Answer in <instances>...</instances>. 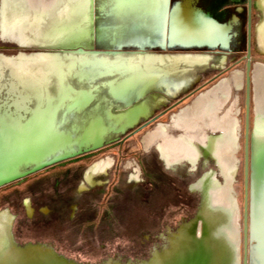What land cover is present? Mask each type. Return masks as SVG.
<instances>
[{"label": "bare ground", "instance_id": "6f19581e", "mask_svg": "<svg viewBox=\"0 0 264 264\" xmlns=\"http://www.w3.org/2000/svg\"><path fill=\"white\" fill-rule=\"evenodd\" d=\"M171 2L101 0L97 4L94 0H3L7 31L28 47L59 52L44 57L49 60L46 65L40 61L27 62L20 72L0 63V187L28 176L22 175L24 170L36 168L40 172L77 158L85 150L94 148L89 152L92 153L103 149L146 121L166 100L187 92L208 73L227 69L230 63L227 58L209 53L158 56L145 52L124 54L114 50L74 49L80 45H100L112 50L126 43L139 48L158 38L169 42L174 50H228L232 26L221 25L199 10H173ZM232 2L242 3L241 0ZM111 4H117L119 11L112 12ZM92 11L97 12L94 18ZM255 11L261 16L255 27V48L264 60V0H256ZM63 47L70 48L62 50ZM254 78L255 105L261 121L259 126L263 127V66L257 67ZM244 90L245 75L235 71L213 91L198 98L192 110L186 108L173 115L171 124L154 126L143 142L145 153L148 156L154 153L152 168L159 167V162L169 173L179 171L180 163L195 167L202 160L196 149L199 148L222 174L232 169L235 164L229 155L234 148V115ZM226 105L231 107L229 114L219 120L218 111ZM112 167L111 158L97 163L85 173L84 183L108 178ZM126 170L127 182H141L136 166L128 164ZM201 185L204 197L196 217L183 221L175 231L167 229L159 237L162 247L154 249L147 261L126 264H237V253L227 231L230 215L213 209L215 196L211 192L215 189H208V175ZM116 203L118 212L125 216L136 211L128 203ZM23 208L33 219L28 200ZM14 220L10 212H0V264H28L27 258L12 244ZM203 227L206 236L202 237ZM53 236L48 234L45 240L51 241ZM52 257L55 262L50 258L47 264H77L60 260L55 253Z\"/></svg>", "mask_w": 264, "mask_h": 264}, {"label": "rangeland", "instance_id": "374dc122", "mask_svg": "<svg viewBox=\"0 0 264 264\" xmlns=\"http://www.w3.org/2000/svg\"><path fill=\"white\" fill-rule=\"evenodd\" d=\"M97 4H100L101 0H94ZM109 1V0H108ZM112 1V0H110ZM242 3L239 5L232 4L231 0H172L171 7L177 8L178 10L181 9L182 12H192V11H202L206 15H210L216 22L221 25H228L232 26V34L230 36V46L227 51H184V50H174L171 47V44L168 42H162L158 38H154L149 43H144L143 45L135 48H132L129 43L122 45L121 48L118 49H108V48H101L100 45L87 47L85 45L76 46L74 49H82L85 51L90 52H108V51H121L124 54L130 53H139L145 52L147 54H154L158 56H191L195 54H206L209 53L212 56H222L229 60V65L225 71H228L232 68V71L225 75L222 79H227L230 75L235 71H241L245 75V65H246V37H247V15L246 9L244 5L246 4V0H241ZM256 2V0H254ZM95 4V6L97 5ZM111 7L114 9H110L112 12L119 11L117 8V4H111ZM97 8V7H96ZM98 9V8H97ZM199 13V12H196ZM96 11H92V16L96 15ZM253 28L261 21V16L259 13L255 12L253 15ZM155 41V42H154ZM161 42V43H160ZM130 46V47H129ZM154 47V48H152ZM70 47H63L62 50H67ZM72 48V47H71ZM56 50V49H55ZM52 51L49 49L40 50L37 47H28L20 42V40L12 33L7 31L4 27L3 22V0H0V63L5 64L6 66L12 67L15 71L20 72V68L22 65H25L27 62H38L45 64L47 57L51 53H58L59 51ZM252 61V70L250 80L253 85L254 83V73L257 67H264V60L257 55L256 49L254 54L251 58ZM40 63V64H41ZM46 65V64H45ZM27 66V65H25ZM213 71L208 73L205 77H200L199 83L196 85H192L187 92L181 94L180 96L176 97L173 100H166L164 102V106L162 108L154 110V112L148 116L146 121H142L138 123L135 128H133L128 133L119 136L117 139L109 142L103 149L99 151H106L112 146H115L117 143H121L126 137L130 134H133L145 123L149 122L151 119L156 118L160 113L164 112L168 108H170L174 103L178 100L182 99L186 95L190 94L196 88L201 87L202 85L207 84L209 81H212L213 78L217 75H221L223 72ZM218 81L204 89L201 93H199L194 99L190 102L186 103L182 107H180L177 111H175L172 115L167 116L165 119L158 122V124H171L172 117L175 114L183 111L186 108L193 109V106L198 98H202L203 96L207 95L211 91H213L220 83ZM244 96V94H243ZM227 108L223 109L221 112L218 111V119L221 120L225 116L229 114V105H226ZM231 108V107H230ZM225 110V111H224ZM232 117V116H231ZM230 117V118H231ZM213 119V118H212ZM234 119L235 115H234ZM236 121V120H235ZM153 125L146 131L137 135L136 139L133 140L129 148L130 149L127 153H124L126 158L124 159V163L122 164V168L124 165L128 163L133 164L136 166L138 164V159L141 161L144 168L149 169V160L153 161L154 153L148 156L146 155L143 147V142L145 137L151 130L154 128ZM207 134H210V131L207 130ZM214 136H217L215 134ZM238 134L235 132L232 134V140L234 141V148L232 153L229 155L232 159V162L235 164L232 169L225 171L223 174L220 172L219 168L216 166L213 160L209 158H205L204 154L200 151L199 148L197 152L199 153V157L202 158L201 162L195 166L191 167L188 166L187 163H180L177 167H180V170L176 173H167L173 180H176L180 187L182 186L183 189V196L187 200L184 203L180 204L179 208H173L172 212H168L167 214L159 215L156 217L148 218L145 222L144 216H139L136 212L133 213L134 215L130 218V226L132 229V236L129 245H124V247H120L117 251L120 252H112L109 251L108 248H88L86 249L85 254L83 256H72L71 254L67 253V251L63 252L62 249L59 248L57 244V236L55 237V229L59 221L62 217V221H66V214H68L69 207L74 205H79V207H84L90 201V195H97L96 192L101 193L103 192V196L98 200L99 203H102L103 199L105 198V192L107 191V185L110 181L109 178H101L93 180L91 184H85L83 181V177L85 175V171L80 170L81 168H72L66 171H61L58 168L59 165L67 162L57 163L56 165L49 166L40 172H36V168H30L28 170L22 171V175H27L23 179H19L14 181L11 184L6 186L0 187V191L4 190L8 187H11L17 183L21 184L24 181H30V186L32 188L27 189L28 191V198H30L31 208L34 212V219L29 220L24 216L25 211L23 210L24 203L22 202L21 198L13 197L12 199H4L0 201V212L7 211L10 207L15 209V213H17V218L19 219L15 224V235L12 237V244L15 250L22 255V257L27 258L26 263L28 264H47L51 262V259L54 261L52 257L54 254L49 250L55 251L56 254L66 261L70 263L71 261H76L78 264H112V262H120L121 264L126 263H139L142 261H147L150 258V254L156 248L162 247L163 242L159 241V237L161 235H165L167 229L171 231H175L177 227L183 221H192L196 214L199 211L201 206L203 195L200 192L201 190V181L203 180L204 176H209V186L208 189L211 191L215 189L214 193L211 192L212 195L215 196L213 199L212 207L213 209H220L227 211L230 215V227L227 230L228 236L231 241L232 247L236 250L238 248V210L235 205V183L238 182V177H236V164H237V142H238ZM134 149V150H133ZM90 151L85 150L83 156L86 154L89 155ZM98 152V151H97ZM94 153V152H92ZM135 153L137 158H134ZM111 155L108 152H104L101 157L97 158L96 163L92 162V166L94 167L97 163H100L104 160L109 158L112 159ZM131 155V156H130ZM82 155L79 157H83ZM77 157V158H79ZM139 157V158H138ZM74 158V159H77ZM71 159V160H74ZM68 160V161H71ZM56 161V160H55ZM148 161V162H147ZM91 163V162H90ZM90 163L82 165L80 167H84L88 165V169H91ZM181 167H185V169H181ZM46 171H50L49 176L43 174ZM168 175V176H169ZM32 181V182H31ZM41 183H46L39 187ZM85 184L86 186H82ZM114 193L116 197L115 201H119L120 203L124 204L127 203L130 198H137L142 194L139 191V186L135 182H127V177L122 176L119 182L114 183ZM94 197V196H93ZM99 197V196H96ZM24 198V196H23ZM188 201V206L185 204ZM111 204V203H110ZM112 206V204H111ZM192 208V210L190 209ZM188 209V210H186ZM165 209L164 211H166ZM13 212V214H14ZM43 214H40V213ZM50 214L52 217L48 221H44L43 217ZM15 215V214H14ZM44 215V216H43ZM127 219V218H125ZM60 222V223H61ZM44 223V224H43ZM47 223L50 225L47 227ZM42 225L46 227H42ZM60 225V224H59ZM41 231L49 230V234L54 235V239L51 241H42L34 239L33 237H27V235L32 232H36V230ZM50 228V229H48ZM200 233L198 232V235ZM12 236V234H11ZM49 243V244H48ZM45 244V245H43ZM128 248V249H127ZM82 249V248H81ZM79 249V250H81ZM46 255L47 257H44ZM85 255V256H84ZM75 257V258H74ZM51 258V259H50ZM55 262V261H54ZM56 264V263H55ZM60 264V263H59ZM64 264V263H61Z\"/></svg>", "mask_w": 264, "mask_h": 264}, {"label": "flooded vegetation", "instance_id": "af4514ba", "mask_svg": "<svg viewBox=\"0 0 264 264\" xmlns=\"http://www.w3.org/2000/svg\"><path fill=\"white\" fill-rule=\"evenodd\" d=\"M232 1L233 0H231V2ZM253 2L255 1L253 0ZM244 8L246 9V15H247V37H246V58H247L248 0H246V4L244 5ZM255 12L256 11L253 9L252 22H251V30H252L251 58L256 49L254 42L255 26L253 28V17H254L253 15ZM247 63L248 62L246 59L245 90L243 93L244 96L243 94H241L238 100V112L235 113L236 132L239 136L237 142L238 156H237V164H236V169H237L236 177H238V182L235 183L236 194H234L235 195L234 203L238 210L237 264H264V125L263 127L259 126V122L261 121L258 118L257 109L255 105V85H253L252 83L250 84V98H249V105L247 107V96H246ZM251 70H252V61L250 60V74H251ZM231 71L232 68L228 71L223 72L221 74L223 76L218 80L216 79L221 75L219 76L217 75V77L215 76L212 81H209L207 84L196 88L190 94L178 100L170 108L179 104L180 105L173 112L169 113L167 116L172 115L180 107L190 102L207 87H210L214 83L221 81V79ZM192 94H196V95L191 97ZM226 108L227 106H225V109ZM228 108L230 109V105L228 106ZM167 110H165L164 112H166ZM164 112L160 113L158 116H156V118L161 116ZM167 116L160 119L158 122L165 119ZM157 123H155L154 125H156ZM146 124L147 123H145V125ZM152 126L153 125H151L150 127ZM133 134H130L121 143H117L115 146L110 147L106 151H98V152L90 153L89 155L92 156L90 159L84 160L76 164H71L73 161L71 160L58 166V168H60V166L64 165V167H61L59 169L61 171H66L72 168H81L80 170H83L86 173L90 170L88 169L89 164L84 167H80V166L91 162L90 163L91 164L90 167H91L93 165L92 162L95 164L97 158L101 157V155L104 152L115 154V155H111L113 159V167L110 171V176L108 177L110 181L107 185V191H104L106 196L103 199L102 203H99L98 200L103 196L104 194L103 192L101 193L96 192L97 195L89 194L88 196H90V201L88 202V204H86L84 207H79V205L77 204L76 205L72 204L68 208L69 211L68 214H66L67 216L66 221L61 222L62 217L59 219L58 223L60 225L57 224L56 226L55 237L57 236V244L59 248L62 249L63 252L67 251V253L71 254L72 256L75 255V257L78 255L83 256V254L87 253L86 249L91 247L99 248V249L108 248L109 251L120 252L117 251V249L119 250L120 247H124L125 244L129 245V242L131 241V236L133 231L130 226V218L131 216L134 215L133 213L136 212L139 216H144L146 222L148 218H151L153 216L156 217L159 215L167 214L168 212H172L173 208H179L180 204L181 203L183 204L184 201L187 200L185 196H183V192L181 190L183 189V187L182 186L180 187L179 183L176 180H173L170 177V175L167 174L168 171L164 170L160 162L158 164L159 167L152 168L151 166L152 161L149 160V164H150L149 169H146L143 167L141 161L138 159V164H136V167L140 171L142 180L141 182H136V181L133 182L138 184L140 188L139 191L142 192L140 196L141 195L142 196L141 197L138 196L135 199L130 198L127 202L128 204L134 206L136 211L132 213L129 212L127 216L118 212L116 208L117 203L115 201L116 197L113 195L115 194L113 191L114 190L113 185L114 183L119 182L122 176L127 177L126 165H124V167L122 168V164L124 163L125 161L124 159L126 158L125 157L126 155L124 153L128 154L127 151L130 150L128 149L130 143L133 140H135L138 135L137 134L136 136L133 137L132 136ZM131 155H134L135 156L134 158H137L135 153H132ZM43 174L49 176L50 171H46ZM30 184L31 183L28 180V181H24L21 184L17 183L11 187L1 190L0 201L4 199L6 200L10 198L12 199L13 197L16 198L20 197L23 203H25L26 200L29 201L30 200V198H28L29 194L28 191L26 190L32 188V185L30 186ZM110 203L112 204V206ZM188 204L189 203L187 201L185 206H188ZM165 209L167 210L164 211ZM190 209L192 210V208ZM7 211L10 212L15 218L14 225L11 231L12 237H14L15 224L19 219L17 218V213L14 212L15 209L13 207H10ZM13 212L15 215L13 214ZM40 214L43 213L41 212ZM24 216L29 220L34 219V217L33 219L29 217L27 211H25ZM49 216L51 215L48 214V217L44 216L43 220L48 221L49 219L52 218ZM47 224L48 227L50 223ZM42 227H46V226L42 225ZM49 232H50L49 230L41 231L40 228L39 230H36V232H32L31 234L29 233L27 237L36 236L38 239L48 242L49 240H45V238L48 236ZM194 236H195V232H194ZM50 251L53 254L54 253L56 254L55 251L53 252L52 250H49V252ZM59 259L63 260L60 257ZM70 263H76V261L74 262L71 261Z\"/></svg>", "mask_w": 264, "mask_h": 264}, {"label": "water", "instance_id": "95a60500", "mask_svg": "<svg viewBox=\"0 0 264 264\" xmlns=\"http://www.w3.org/2000/svg\"><path fill=\"white\" fill-rule=\"evenodd\" d=\"M255 10V2H253V0H248V54H247V75H246V96H247V107L249 105V98H250V84H251V80H250V60H251V40H252V30H251V22H252V10ZM254 34H255V30H254ZM254 42H255V38H254ZM263 58V57H262ZM47 63H49V61H47ZM223 75L219 76L216 80L220 79ZM215 80V81H216ZM196 94H192L191 97L195 96ZM190 97V98H191ZM189 100V99H188ZM180 105V104H179ZM179 105H176L170 109H168L166 112H164L161 116L157 117V118H154L153 120L147 122L146 125H144L142 128H140L136 133H134L132 136H136L137 134H139L140 132L146 130L147 128H149L151 125H154L155 123H157L160 119L164 118L165 116H167L169 113L173 112ZM96 150V149H95ZM90 152L91 151H94V148L93 150H89ZM81 156V155H80ZM83 156V155H82ZM92 156L91 155H87L86 156H83V157H79L77 159H74L72 161L71 164H76V163H79V162H82L84 160H87V159H90ZM61 167H64L63 166H60ZM205 227H203L202 229V237L203 236H206L205 235ZM197 235V232L195 231V236ZM194 236V237H195ZM237 253V252H236ZM212 260H214V258H211Z\"/></svg>", "mask_w": 264, "mask_h": 264}]
</instances>
